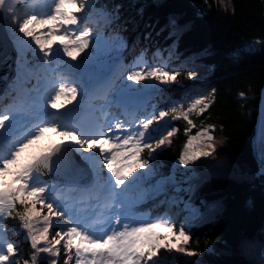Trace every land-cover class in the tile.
Listing matches in <instances>:
<instances>
[{
    "label": "trees",
    "instance_id": "trees-1",
    "mask_svg": "<svg viewBox=\"0 0 264 264\" xmlns=\"http://www.w3.org/2000/svg\"><path fill=\"white\" fill-rule=\"evenodd\" d=\"M21 2L15 0L12 4L20 10L25 8ZM90 3L91 7L80 18L96 14L98 7L106 8L108 23L97 25L90 21V24L122 43L111 84L116 83L120 74L132 71L138 58L150 65L157 64L169 74H177L175 80L168 82L153 77L134 81L125 78L122 82L128 88L136 84L150 87L151 94L138 109L143 114L157 115L161 108L169 113L166 117H179L173 120L172 129L177 131L164 144L156 147V141L168 132L156 137L151 143L152 150L144 149L141 153L151 164L152 175L173 169L189 134L207 127L214 138L210 154L191 162L196 174L188 180L192 184L190 200L196 201L200 210L184 226L190 242L182 246L192 251L194 258L187 257L185 252L162 248L148 264H264L238 250L243 238H258L264 244V167L255 158L252 146L258 92L264 83V0H90ZM253 42L254 45H248ZM22 48L37 65L44 64L43 59L38 61L43 58L39 49L28 44H22ZM163 59L168 60L166 65H162ZM190 62L206 65L210 73L203 79L190 78ZM30 85L23 81L18 91L14 87L6 91L10 98L20 97ZM119 86L117 82L116 88ZM205 87L211 88L208 107L202 113L197 107L189 111L196 92ZM172 108L177 111L171 112ZM184 114L194 127L183 118ZM186 129L190 130L186 133ZM107 174V168H103L99 173L101 180ZM140 179H149L143 168H137L135 181ZM215 203L221 205L220 209L206 219L207 206ZM17 209L23 213L19 204ZM42 214H47V210L43 209ZM65 226L54 224L49 240L57 231H66ZM43 227L40 224L38 229L42 231ZM3 230L5 239L15 245L10 257L12 264L25 261L31 264L35 250L16 212L3 220ZM44 246L46 242L41 241L39 247ZM58 247L59 257L40 252L36 254V264H50L53 259L64 264L66 253L62 245ZM70 264H75L74 259Z\"/></svg>",
    "mask_w": 264,
    "mask_h": 264
},
{
    "label": "snow or ice",
    "instance_id": "snow-or-ice-1",
    "mask_svg": "<svg viewBox=\"0 0 264 264\" xmlns=\"http://www.w3.org/2000/svg\"><path fill=\"white\" fill-rule=\"evenodd\" d=\"M24 3L25 8L17 10L12 0H0V11L11 22L14 38L21 44L29 43L23 38H31V42L43 54L45 65L50 64L53 56L57 60V66L63 63L61 50L64 56L75 61L77 56L89 48L91 32L87 28L78 27L80 18L76 15L89 6L88 0H24ZM68 8H74L75 12ZM17 27L23 38L15 35ZM56 35H60L61 41L59 47L54 49L55 41L52 37ZM33 54H36L34 50ZM176 75L169 74L163 68L138 67L128 73L127 79L134 81L153 77L161 82H168L175 80ZM193 75L190 73V78ZM78 92L75 81L61 76L47 90L41 105L42 109L51 107L56 112L36 113L14 106L0 108V264H12L10 257L15 252V245L4 240L3 220L12 216L13 212H16L22 227L27 230V238L35 250L31 264H36V254L40 252L59 257L60 245L66 253L64 264H70L73 259L75 264H148L162 248L192 255V252L182 246L189 244L190 236L183 227L177 235L170 219L160 217L156 222L148 223L116 210L119 207L115 200L118 194L114 190L127 187L132 182L129 177L136 179L133 176L136 168H144L148 164V160L141 153L144 149L153 148L151 143L146 142V139H151L149 126L169 113L161 111L158 116L152 115L139 120L136 130L125 128L124 122L119 120L114 125L97 123L94 126L66 122L64 114L60 113L65 104L58 105L57 100L64 98L71 104L77 99ZM206 99L207 97L196 99L190 105L189 111L203 104L204 107L200 109L202 113L208 107ZM170 111L175 113L177 110L172 108ZM177 118L179 117L173 116V119ZM183 118L194 127L187 114ZM48 130L66 139L50 144L40 151L30 152L25 157L24 154L30 146L40 140ZM189 130L186 129V133ZM176 131L173 128L166 137L156 141V147L164 144ZM107 133L122 134L109 136ZM202 134L207 137L208 147H214L211 144L213 136L208 129H202L196 136H189L180 155V164L186 165L190 160L210 154L192 150L193 141ZM260 144L261 159L264 161V126L260 132ZM70 150L80 154V158L96 174L97 180L100 179L99 173L103 168H107L111 174L104 178V186L109 190L110 197L103 203L98 201L95 208L83 215L74 213L63 203L56 187L42 179V169L50 171L54 158L57 163L62 158L68 167L75 166V161L68 154ZM125 160L132 162L125 164ZM17 204L23 207V213L17 209ZM37 205L40 206L39 209ZM43 209L47 210V214H42ZM53 217L67 221L71 226L66 231H57L49 240L50 229L54 227ZM39 224L44 226L42 231L37 227ZM157 227H166L175 236L176 243H171L170 240L166 244L157 243L159 237L154 232ZM41 241L46 242L47 246L39 247ZM50 264H57V260H51Z\"/></svg>",
    "mask_w": 264,
    "mask_h": 264
},
{
    "label": "rangeland",
    "instance_id": "rangeland-1",
    "mask_svg": "<svg viewBox=\"0 0 264 264\" xmlns=\"http://www.w3.org/2000/svg\"><path fill=\"white\" fill-rule=\"evenodd\" d=\"M21 1H24V0H21ZM68 10L75 12L74 8H68ZM102 10L104 9H101V8L97 9L99 13L95 16H90V18L97 20L100 23L106 22L108 20V15L107 13H104V12L102 13ZM85 23H89V21H86ZM78 25L80 26L81 29H83V25L82 26L80 24ZM12 27L13 26H11V28L10 26L8 27L9 34L12 33L11 31ZM84 28L89 29L91 32L90 46L87 49H91V50L93 49V51L89 54L81 53L79 56H77V57H82V58L84 57L85 58L84 61L82 62L73 61L70 57L64 56L61 50L60 56L62 58L63 63H59V66H57V60L55 56H53L50 64L46 65L47 66L46 69L48 70V73H46L47 81H44V77L43 75H41L38 78L40 82L38 83L36 82V88L34 89V91L32 93L27 94L26 96L27 101L19 102L17 100L15 101L13 100V104H10V106L22 107V109L25 111L36 112V113L47 112L48 114H52L56 112V110L52 109L51 107H45L42 109L41 105L44 103L43 97L45 96L47 90L51 88L53 82L59 77L64 76V77H67L69 80L75 81L76 86L78 87L79 91H81L82 96L78 98L77 102L82 103L84 108L88 106L92 110L91 113L85 114L80 124H84L85 126H88V123H89L92 125V121H94V117L98 115L96 111L104 112L106 109H108L107 112H110L111 115L113 114L114 118H117L120 116V118L129 122V125H126L125 128H128L130 130H136L138 128V121L141 119H144L145 117L140 116V115L137 117L133 116V113L135 111L131 109L136 107L140 103L141 100L145 99V97L150 93V88L148 86L140 87L137 85L134 88L130 89V88H127L125 84H122L117 90V95L115 99L113 100V102L109 106H107L106 95H109L112 92V90L115 88V83H114L113 87L109 89L108 93L105 96H101V95L95 96V99L99 100L98 109L96 108V105H94L93 103H88L87 101H88L89 95L95 94L96 92L103 90L104 88L107 87L109 82L112 80L113 74L115 73L116 67L118 65V61L114 63V58L116 57L114 55L117 54L119 48H121V41L119 39L114 40L108 37L107 35H105L104 33H101L100 31L91 30L88 26ZM44 31H45V34L47 35L46 26H45ZM15 33H17L19 37L23 38L22 33H19L18 27L16 28ZM23 39L28 41L29 44H32L33 46L37 48L35 43L31 42V38H23ZM52 39L55 41V43L53 44V48L54 49L58 48L60 41H61L60 35H56L55 37H52ZM15 42L16 44L20 43L16 39H15ZM254 44L255 43L253 42L248 45L252 46ZM87 49H85V51ZM20 56L24 57V55L21 52L19 53V57ZM84 62H93L96 65L95 70L92 71L91 67H89L84 72L81 68V64H83ZM162 62L163 64H165V63H168V60L163 59ZM71 65H75L76 67L74 68L69 67ZM138 67H155V66H148L145 64L143 60L137 59L135 62L134 69ZM37 70H42V69L36 68V71ZM42 71H45V70H42ZM30 72H31V68L27 66L21 70V75L27 78L29 77ZM188 73L189 74L193 73L194 75L192 77L194 78L203 79L204 77H206V75L210 73V69L206 65L190 62ZM122 79H123V75L121 74L119 80L121 81ZM44 84L46 85V89L41 91L39 87L40 85H44ZM200 97H207V99L205 100V103H208V101L211 98V88L205 87L203 89H200L196 93L194 97V101ZM57 104L58 105L65 104V108L60 109V113L64 114V120L66 121L65 112L71 105H73V103L68 104L64 98H61L57 100ZM121 105H125L127 109V115L121 114L120 111L116 113L115 109L118 108V106L120 107ZM203 107L204 105L201 104L200 107L199 105L197 106V109L200 110ZM158 115H159V112H158ZM163 119H164V122L160 128L157 124L153 123V126L150 127L152 131L156 130L158 131V134H162L164 131H167V132L170 131V129L172 128L171 127L172 123H173L172 119H166L165 117ZM159 120H162V119H158L157 121ZM66 122L73 123L72 121H66ZM202 129H208L209 134L211 135V131L209 128L202 127L198 129L195 133L189 134L188 137L186 138L185 144L187 143L189 136H196V134L198 132H201ZM50 133H52L51 130L46 131L40 140L36 141L32 146H30V148L26 151L24 156L26 157L28 153L30 152H37V151H40L41 149L46 148L48 145L53 144V141L56 142V141L61 140L59 139V137H56L55 135L49 136ZM113 134L120 135L119 133H112V134L107 133V135L109 136ZM149 135L151 139H146V142L154 141L155 140L154 134L153 135L149 134ZM208 144L209 142L207 141V137L202 134L200 137L197 138L196 141H193V144L191 147L193 151L210 152L212 148H209ZM105 147H107V145H105ZM184 148H185V145L183 146L181 152L184 151ZM181 152H180V155H181ZM23 158L24 157H22V159ZM179 159H180V156L173 163V169L169 172V174L160 177L158 181H154V182L141 181L140 183H136L132 181L133 179L132 177H129V180L132 182L128 184L127 187L123 188V190L122 189L114 190L115 193H117L118 195H120L121 190H122V195H123L122 200L125 203V205H128V207H132V212L139 211L141 213V215L135 214L132 218L137 219V220H144L148 223L156 222L158 217L152 218V220L149 221L150 212L147 211L146 209V206H148L147 204L149 203H144L143 205L140 204L146 200L145 197L148 194L147 192L148 189L153 188L155 186H159V183H162V186L165 187L166 185L172 183L174 180L177 181L179 178V175L182 174L183 172L188 173L187 175H189V173L190 175L192 173H196V170L193 168L191 164L193 160H190L186 165H182L179 163ZM131 162L132 161L130 160L124 161L125 164L131 163ZM150 173H151V165L150 163H148L144 167V174L149 175ZM187 175L185 176L183 175L182 178H179L180 180L176 182V184L173 186V189L182 188V183L188 177ZM133 176L136 177V171L133 173ZM49 183L51 185H54L55 187H58L54 183H51V182ZM61 187H64V186H61ZM66 187L77 188L73 186H66ZM96 188L97 187L95 186V189ZM84 191H85L84 189H81L79 191V188H77V191L74 192L76 193L75 197H77L81 193H84ZM157 194L158 193H155L153 196L151 195L150 197H155L157 196ZM166 199L169 201L173 198L170 197L167 193ZM71 202L73 201L71 200ZM138 204H140V206ZM65 205L68 206L69 204H65ZM181 206H187V209H188L187 212L183 213L182 219L180 221L178 219L176 221L171 220L174 226L173 230L174 232H176L177 235H178L180 228L184 226V223L185 225H188L189 224L188 219L198 214L200 210L199 208L200 206L196 201L194 202L188 201L186 203L183 201L181 203ZM220 206L221 205L219 203L218 204L215 203L213 205L209 204L206 208V214H207L206 219L209 218L210 213L214 212L216 209H220ZM69 208L71 209V207ZM72 211L75 212L76 210L72 209ZM68 226H71V225L67 224L66 228ZM154 232L159 237V239L157 240V243L166 244L169 242V240L171 241V243H176L175 236H173V234L170 233L167 228L157 227L156 229H154ZM263 245L264 244H261V240L258 238H243L238 244V250L241 252H244L245 254L254 258L257 261H263L262 254H261V249ZM186 256L189 258H194V253L192 255H189L186 253Z\"/></svg>",
    "mask_w": 264,
    "mask_h": 264
},
{
    "label": "water",
    "instance_id": "water-1",
    "mask_svg": "<svg viewBox=\"0 0 264 264\" xmlns=\"http://www.w3.org/2000/svg\"><path fill=\"white\" fill-rule=\"evenodd\" d=\"M15 47L11 38L9 37L2 11H0V91H2L8 84L9 80L15 75ZM264 126V83L258 92V102L256 107V121L254 134L252 136L253 154L259 164L264 167V161L261 159V144L260 132ZM43 176H47L45 170L42 169ZM51 179H54L53 177ZM261 254L264 262V245L261 249Z\"/></svg>",
    "mask_w": 264,
    "mask_h": 264
},
{
    "label": "bare ground",
    "instance_id": "bare-ground-1",
    "mask_svg": "<svg viewBox=\"0 0 264 264\" xmlns=\"http://www.w3.org/2000/svg\"><path fill=\"white\" fill-rule=\"evenodd\" d=\"M57 193H59L61 195V198H65L67 199L69 197V194H73L77 189L76 188H65V187H61V188H57ZM155 192V193H158L157 196L151 198L152 200L149 202L148 206H147V209L148 211H150L151 213V216H150V219H152L154 216H155V212H153L158 206L160 205H166L170 202V200L168 201L166 199V191H164L160 186H155L153 188H150L148 189V193L150 192ZM184 208L186 210L187 209V206H184ZM134 215L135 214H138V215H141V213L139 211H137L136 213H133Z\"/></svg>",
    "mask_w": 264,
    "mask_h": 264
}]
</instances>
